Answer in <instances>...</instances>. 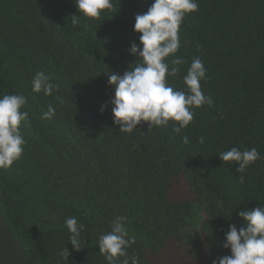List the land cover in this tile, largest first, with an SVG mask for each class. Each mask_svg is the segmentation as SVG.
Listing matches in <instances>:
<instances>
[{"label": "trees", "instance_id": "1", "mask_svg": "<svg viewBox=\"0 0 264 264\" xmlns=\"http://www.w3.org/2000/svg\"><path fill=\"white\" fill-rule=\"evenodd\" d=\"M196 2L168 58L184 63L166 81L185 91L183 77L200 57L212 106L192 109L180 134L172 122H141L127 134L113 123L108 74L122 76L139 59L128 52L139 46L135 17L153 0H112L99 18L77 24L74 0H0V95L28 101L23 154L0 169V207L35 264H106L98 242L117 216L127 217L135 237L127 252L140 264H213L231 255L222 245L230 225L244 227L238 214L264 207V0ZM37 71L59 86L51 96L32 92ZM49 104L55 115L44 120ZM233 147L256 148L262 159L239 173L219 158ZM73 216L85 224L78 252L67 244Z\"/></svg>", "mask_w": 264, "mask_h": 264}, {"label": "clouds", "instance_id": "2", "mask_svg": "<svg viewBox=\"0 0 264 264\" xmlns=\"http://www.w3.org/2000/svg\"><path fill=\"white\" fill-rule=\"evenodd\" d=\"M74 3L81 15L72 16L73 24L79 23L81 16L99 18L104 10L113 7L112 0H74ZM198 7L196 0H153L146 13L135 17L133 30L139 34V46L132 44L128 52L139 59L122 76L108 74L109 86L115 87L110 101L113 123L121 133H133L141 122H147L149 129L167 127L172 122L173 131L180 134L194 118L192 109L212 106V98L201 88V81L207 75L200 57L192 59L183 77L185 91L174 89L166 81V77L176 76L180 71L177 66L184 63L179 57L169 63L168 58L180 48L179 30L185 16L196 12ZM58 87L43 71H37L31 82L32 92H43L45 96H51ZM27 102L23 95H0V169L11 168L23 154L26 140L20 126L28 118V113L22 111ZM54 115L55 108L49 104L41 118L48 120ZM182 139L188 142L186 135ZM200 142L203 143V137ZM219 158L224 163L236 162L239 173L262 159L256 148L241 151L236 147L223 152ZM240 180L243 183V176ZM238 215L244 227L237 230L234 224L230 225L222 245L230 249L231 255L214 260L213 264H264V207ZM126 221L127 217L117 216L111 222V230L99 239V254L106 264H140L139 256H129L127 252L135 237L129 236ZM65 224L69 232L67 244L73 251H80L84 245L81 234L85 224L74 216L66 218ZM60 255L67 261L70 252L64 246Z\"/></svg>", "mask_w": 264, "mask_h": 264}, {"label": "water", "instance_id": "3", "mask_svg": "<svg viewBox=\"0 0 264 264\" xmlns=\"http://www.w3.org/2000/svg\"><path fill=\"white\" fill-rule=\"evenodd\" d=\"M0 264H35L7 226L0 207Z\"/></svg>", "mask_w": 264, "mask_h": 264}]
</instances>
